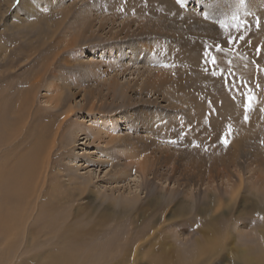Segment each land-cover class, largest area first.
<instances>
[{
	"label": "rangeland",
	"instance_id": "1",
	"mask_svg": "<svg viewBox=\"0 0 264 264\" xmlns=\"http://www.w3.org/2000/svg\"><path fill=\"white\" fill-rule=\"evenodd\" d=\"M263 63L264 0H0V100L18 101L38 74L24 125L37 115L51 123L43 133L62 126L46 141L50 180L37 202L51 188L71 193L57 214L69 211L67 222L76 207L96 206L107 223L90 245L154 228L131 264L186 258L199 241L218 244L211 264H246L237 251L262 246ZM115 170L120 183L110 186ZM18 244L3 264L31 257L26 238Z\"/></svg>",
	"mask_w": 264,
	"mask_h": 264
},
{
	"label": "bare ground",
	"instance_id": "2",
	"mask_svg": "<svg viewBox=\"0 0 264 264\" xmlns=\"http://www.w3.org/2000/svg\"><path fill=\"white\" fill-rule=\"evenodd\" d=\"M247 26L245 27L247 28ZM256 30H258V28ZM256 30L253 31V34ZM223 37L225 38V36ZM224 38L223 40L226 41V39ZM220 43L217 44L220 45ZM223 43H221V45ZM223 47H225V45ZM229 47H232V45ZM205 49L207 48L205 47ZM127 54H129V52H127ZM229 60L231 62H235V59L233 58L229 57ZM2 66L3 65H1L0 67ZM2 72L3 71H0V77L4 73ZM8 76L10 77L11 75ZM3 77L4 76L2 75L1 78ZM40 77L41 76H39L38 74H34L33 76L34 79H31L29 81H27L26 79V83H29L28 88L25 89L24 96H22L18 101L14 103L13 102L9 103L7 101L5 102V100L3 99L0 100V149H1L0 150V247L2 246L5 247L4 254L2 255V253L0 252V264H3L2 260L3 262L5 261L3 257L9 256L10 254H12V252L14 253L15 247L21 244V243L18 244V242L24 237L27 240V247L25 248L26 249L25 254L26 255L32 254V255L28 259L24 260L23 264H131L130 258L131 256L133 258L135 256L134 245L137 242L141 241L142 238H145L152 227L149 228L147 226H144L138 232L131 233L130 239L120 238L119 242L117 243L118 246L116 245V242L114 240L107 239L103 243V236L101 238V242L99 243L93 242V244L90 245L87 243L89 242L87 241V239H91L92 237L98 236V234L100 233L103 234V224L106 222L103 221V218H105L103 217V212H100L97 215L93 214L94 211L96 210V206H93L95 210H91L89 211V213H87L88 207H83L81 211H79L81 207H76V210L74 211L75 215L70 220V222L69 221L67 222L69 211H67L65 215L63 214V216H58L57 214L61 213L59 210L64 209L60 204L61 202H65L66 204H71V202H69L70 201L69 197L72 196L71 193L66 195L64 194V196L63 194H61L62 196L61 197L57 195V192L54 188H51L50 190H48L51 196L41 199L39 203L37 202L39 195H41L40 192L43 193L46 190L44 189V187L48 183V180H50V176H48L50 173L49 171H47V168H49L48 166L49 162L45 166V160L48 158L46 153L49 149L43 152L45 150L46 141L47 139L52 137V141L55 143L54 138L58 134L59 129H61L62 127L58 123L56 125V130L54 132L53 130H51L50 132L47 131L43 133L44 130L48 129L49 124L51 123L50 121H46L44 122L45 124H43V121L45 120L43 119V117H38L37 115L33 123L30 124L31 126L24 125V123L29 121L28 120L29 115L25 111L27 110L31 102V95L33 94V96H35V91L37 88H39L38 84L41 85ZM48 89H50L49 85L47 86V90ZM53 89L56 88L53 87ZM28 92H32V93L28 94ZM28 97H30V99ZM51 99L47 98V100L44 103H48L51 106L50 108H56L57 106H60L57 104L56 101H51ZM71 112H73V110L70 108L68 113H66V116H68L69 113ZM66 116H64V118L62 119L63 125L65 124L64 120ZM23 126L27 127V130L24 138L25 140H23L21 143V145L23 146L22 147L23 150L21 153L20 151L21 146L17 140L15 141V138H17V136L20 134V131L18 129L22 131ZM111 130L112 129H110V126H108L109 132H116L115 129H113V131ZM78 132H82V130L74 131L73 133L74 136H76ZM96 135L97 132H94L95 137H97ZM29 144L31 148L28 146ZM37 146L42 147L40 151L36 149ZM131 157L129 156V158ZM142 159L139 157L136 159L135 163L133 162L139 168L140 173L145 168L142 165L143 164ZM118 173L119 171L115 170L112 179V182L113 181L114 182L113 183L109 182L110 186L120 183L117 180L119 179L121 174ZM142 174L145 175L148 173L143 172ZM35 179L38 180V183L40 182L39 189H36L37 183H34ZM77 179L78 177H76V180ZM69 181L73 183L74 179L70 178ZM108 189L111 190L112 188H108ZM113 192L114 190H112V193ZM131 198L127 199L126 197L124 199L131 201ZM76 200H77V196L75 195L71 201L73 202ZM156 205L157 204H155V206ZM113 216L114 213L111 214V216L109 215V217H113ZM32 218H34L33 219L34 221H31ZM91 218L93 220H91ZM90 222H94V224L92 225L87 224ZM152 230H154V228L151 229V231ZM108 233L113 234V231L111 232L107 231V234ZM261 234L263 237L264 233ZM111 237H113V235L110 236L109 238ZM39 239H43L42 242L45 243L44 245L42 243L45 249L44 250L41 249V251H38V248L41 245V241L38 244ZM93 240L95 241L94 238ZM47 242H50V244H47ZM7 245L8 248L6 249ZM217 248H218V244L215 245L214 243L211 242L204 243L203 241H199L197 244L195 243V246L190 250L186 258L182 257L181 254H177V255L175 254L173 256L171 255L172 259L170 260L169 255L163 253L160 254V256L155 260V264H211L213 261L215 262L217 261L216 260L217 259L216 257L218 255ZM237 252H238L237 254L239 255L244 254V260L246 264H264V242H262V246L260 244L259 248H257L256 250L251 248L245 249L243 247L241 250H238Z\"/></svg>",
	"mask_w": 264,
	"mask_h": 264
},
{
	"label": "snow or ice",
	"instance_id": "3",
	"mask_svg": "<svg viewBox=\"0 0 264 264\" xmlns=\"http://www.w3.org/2000/svg\"><path fill=\"white\" fill-rule=\"evenodd\" d=\"M221 27H224V25L222 24ZM217 51H220V49L218 48ZM211 62H212L213 64H215V62H216V61H215V57L212 58ZM213 75H215V73H213ZM251 99H252V97L249 96V97H248L249 102L251 101ZM249 106H250V105H249ZM246 110H247V109H246ZM244 119H245V121H247V119H248L247 115H245ZM222 142L225 143V145H227L228 140L225 138V139L222 140Z\"/></svg>",
	"mask_w": 264,
	"mask_h": 264
}]
</instances>
